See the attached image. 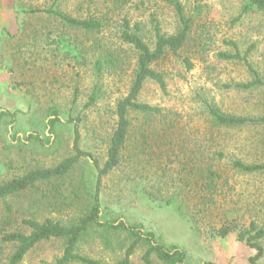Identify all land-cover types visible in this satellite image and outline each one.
Instances as JSON below:
<instances>
[{
	"label": "rangeland",
	"instance_id": "1",
	"mask_svg": "<svg viewBox=\"0 0 264 264\" xmlns=\"http://www.w3.org/2000/svg\"><path fill=\"white\" fill-rule=\"evenodd\" d=\"M126 1L0 0V115L6 114L0 118V183L74 156L73 119H80L81 149L105 165L118 104L129 95L137 68V51L120 38L124 19L142 25L152 48L156 24L167 35L182 28L169 0ZM180 1L193 19L189 42L152 66L165 76L167 91L148 80L139 95L140 103L162 112L129 113L120 165L101 186L102 222L153 233L164 247L181 249L190 264H264V255L254 261L257 251L240 239L250 236L253 223L264 229V172L234 167L235 161L264 165V125L221 127L209 115L211 106L231 116H264V86L243 88L254 73L243 61L218 56L236 53L228 41L242 55L251 48L248 60L264 81V11L244 13L246 0ZM50 8L103 26H72L45 12ZM107 56L116 63L99 72L97 62ZM55 116L61 122L52 129ZM96 179L94 163L83 158L59 183L1 200L0 264H11L15 252L14 245L2 244L4 233L30 234L25 219L76 224L90 210ZM222 228L231 233L222 237ZM132 242L126 232L93 226L77 252L117 264ZM260 244L264 248V239ZM65 248L63 239L43 241L20 264H54ZM148 249L141 243L133 264H145ZM153 264L166 263L154 255Z\"/></svg>",
	"mask_w": 264,
	"mask_h": 264
},
{
	"label": "trees",
	"instance_id": "2",
	"mask_svg": "<svg viewBox=\"0 0 264 264\" xmlns=\"http://www.w3.org/2000/svg\"><path fill=\"white\" fill-rule=\"evenodd\" d=\"M116 3H126V0H114ZM174 5L180 21L182 23L181 30L174 35H167L162 33L161 27L155 26V46L152 48L142 36V25L140 23L133 24L129 19L125 18L122 24L121 40L132 46L138 53L137 68L135 79L129 95L119 102L117 108L118 123L115 132L111 138L110 148L108 150V159L104 166H100L99 161L93 157L89 152H85L80 147V119H73L75 124V155L64 159L56 167L40 168L27 172L22 176L0 183V201L7 197L20 194L32 189H38L40 185L53 184L60 182L69 176L77 164L83 158H89L95 165L97 170V179L94 186V193L92 195V205L89 212L81 217L76 224L65 226L60 222L52 219H47L43 222L35 219H25L23 223L31 229L30 234L22 232L4 233L1 237L2 244L14 245L15 252L10 257L11 264H20L26 255L35 246L43 241L51 239H63L66 243V248L63 256L56 260L54 264H102L101 262L82 256L77 252L78 246L82 238L93 226L105 227L107 230H117L128 233L133 242L128 248L126 255L122 261L117 264H133L132 257L141 243H146L149 246L147 253L144 255L145 264H153V256L155 255L159 260L166 264H190L187 261L186 254L178 247L168 249L162 244L158 243L153 233H145L143 229L136 226H129L121 221L102 222V205L100 199V192L103 179L120 165V158L123 149L127 143L129 128L131 122L129 119L130 111H138L144 114H160L161 108L143 104L139 102V95L141 94L145 83L148 80L155 81L161 89L167 91V82L162 73L153 69V65L163 60L170 52L178 54L189 42L190 34L193 26V19L185 15L184 7L180 0H169ZM247 4L244 8V13L250 10L264 11V0H246ZM45 12L56 15L62 18L66 23L82 28L88 31L100 30L102 28L101 21L93 20H76L63 15L53 8L47 9ZM228 45L232 46L236 53L221 52L218 56L224 60H239L243 61L250 70L254 73L255 79L253 82L242 85L245 89H250L256 86H264V81L259 77V74L253 69L249 60L248 54L251 48L241 54L238 45L233 41H228ZM113 56H107L103 63L101 60L97 62V69L101 72L105 64L115 65ZM188 68H192L193 64L189 59H186ZM94 96L92 98V101ZM3 113L0 118L5 116ZM209 115L213 122L221 127L237 128L244 126L264 125L263 117H238L226 115L214 107H209ZM12 122H15L16 114H11ZM61 118L55 116L51 119L50 124L52 129L55 124L60 123ZM39 142L40 138H36ZM42 143V142H41ZM51 143V142H50ZM234 167L245 173H260L264 172L263 164L249 165L241 161H235ZM209 179L213 180L216 173L210 171ZM231 233L230 228H222L219 234L226 237ZM250 236L240 234L241 240H246L251 248L257 251L254 261L259 260L264 255V248L260 241L264 239V229H259L255 223L251 225ZM214 264V263H205Z\"/></svg>",
	"mask_w": 264,
	"mask_h": 264
}]
</instances>
